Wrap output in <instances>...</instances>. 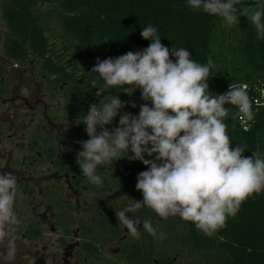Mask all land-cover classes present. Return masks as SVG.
I'll list each match as a JSON object with an SVG mask.
<instances>
[{"label":"trees","instance_id":"trees-1","mask_svg":"<svg viewBox=\"0 0 264 264\" xmlns=\"http://www.w3.org/2000/svg\"><path fill=\"white\" fill-rule=\"evenodd\" d=\"M243 3L264 5V0H243ZM0 17L7 25L3 39L5 55L20 65L34 59L38 73L54 96L64 85L61 93L65 120L77 121L91 104L104 99L96 95L97 88H92L93 80L98 86L103 84L98 74L91 72L92 68L98 58H117L128 51L146 48L151 41L144 39L141 32L148 24L158 29L162 44L170 50L174 45L185 47L192 53L191 58L201 64L211 58L214 65L208 80L211 95L228 92L231 84H247L255 92L264 89V40L257 38L249 20L241 16L237 24L229 27L219 16L192 10L187 0H0ZM171 58L175 60V56ZM6 72L7 68L0 63V75ZM6 91L0 86V94ZM111 91L105 95H119L126 102L121 114L136 115L141 104L150 105L141 99L139 89L133 95ZM133 102L136 107H132ZM226 107L230 112L225 123L233 147L247 145L243 153L246 156L254 151L264 154V106L256 107L248 130L243 128L239 117L234 118L237 110L231 104ZM118 122L119 116L108 127L115 128ZM85 127L83 123L76 124L70 129L72 136H79L80 141L89 139ZM51 149L55 150L53 143ZM80 150L82 145L77 152ZM124 158L97 169L102 179L99 190L111 187L116 198L114 204L119 207L143 199L135 185L138 174L149 167L139 160ZM145 158L154 157L145 154ZM66 170L81 172L73 162H69ZM122 197L128 202H122ZM98 215L93 223L82 224L84 248L91 252L96 243L103 247L118 241L124 231L118 228L117 217L110 216L107 225L103 215ZM128 215L150 220L156 237L145 232L142 224L139 240L129 236L118 241L123 248L119 256L123 264H264V193L244 202L238 214L229 217L226 226L212 237L178 216L159 219L146 207Z\"/></svg>","mask_w":264,"mask_h":264},{"label":"clouds","instance_id":"clouds-1","mask_svg":"<svg viewBox=\"0 0 264 264\" xmlns=\"http://www.w3.org/2000/svg\"><path fill=\"white\" fill-rule=\"evenodd\" d=\"M187 6L219 16L229 27L244 16L257 38L264 40V5L246 6L243 0H187ZM141 36L151 41L143 50L98 58L92 68L103 81L98 86L93 80L92 88L104 99L91 104L76 121L86 125L89 137L80 141L82 150L76 162L87 182L97 187H102L97 173L101 165L127 157L149 166L138 174L135 185L143 199L122 208L115 206L118 223L131 238H141V221L143 230L156 237L150 220L128 215L143 207L165 220L178 216L212 237L226 226L229 217L238 214L244 202L264 193V154L254 151L246 156L247 145L233 147L225 123L230 112L227 104L237 110L234 118L239 117L242 124L254 119L247 86L231 84L228 92L211 95V58L201 64L185 47L174 45L170 50L151 24L143 26ZM113 89L128 95L139 89L141 99L150 105L141 104L136 115L121 114L126 102L119 95H105ZM132 107H136L134 102ZM117 116L118 126L108 127ZM145 154L154 158L146 159ZM16 199V177L0 171V248L5 250L8 264L16 258L21 229Z\"/></svg>","mask_w":264,"mask_h":264},{"label":"flooded vegetation","instance_id":"flooded-vegetation-1","mask_svg":"<svg viewBox=\"0 0 264 264\" xmlns=\"http://www.w3.org/2000/svg\"><path fill=\"white\" fill-rule=\"evenodd\" d=\"M0 20L5 25L1 48L6 60L0 63L7 68L6 75H0V86L7 90L0 94V171L17 179L15 211L21 221L12 264H123L118 241L128 239L127 229L122 228L118 241L103 247L96 243L92 252L84 248L83 221L93 223L102 214L108 225L109 217H116L115 206L122 207L114 204L111 187L99 190L82 172L66 170L69 162L77 164L81 138L71 134L76 120L64 119V85L54 96L34 59L20 65L5 55L7 25ZM4 255L0 248V264H8Z\"/></svg>","mask_w":264,"mask_h":264},{"label":"built area","instance_id":"built-area-1","mask_svg":"<svg viewBox=\"0 0 264 264\" xmlns=\"http://www.w3.org/2000/svg\"><path fill=\"white\" fill-rule=\"evenodd\" d=\"M243 85L247 86L248 95H249L250 100L252 102V110H253V112L256 111V107L258 105H263L264 106V89H262L260 92H255L254 90H252L250 88L249 85H247V84H243ZM253 120L252 121H247L244 124L241 123L243 128L248 130L251 127V125L253 124Z\"/></svg>","mask_w":264,"mask_h":264},{"label":"rangeland","instance_id":"rangeland-1","mask_svg":"<svg viewBox=\"0 0 264 264\" xmlns=\"http://www.w3.org/2000/svg\"><path fill=\"white\" fill-rule=\"evenodd\" d=\"M5 29V25L2 23V21L0 20V60L2 61H6L2 55V48H1V42H2V38H3V31Z\"/></svg>","mask_w":264,"mask_h":264}]
</instances>
